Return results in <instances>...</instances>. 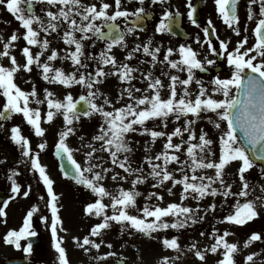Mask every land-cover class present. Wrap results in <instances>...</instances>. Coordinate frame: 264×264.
I'll return each instance as SVG.
<instances>
[{
	"label": "snow or ice",
	"instance_id": "6c2138e0",
	"mask_svg": "<svg viewBox=\"0 0 264 264\" xmlns=\"http://www.w3.org/2000/svg\"><path fill=\"white\" fill-rule=\"evenodd\" d=\"M164 3L165 0H150V3L146 0H0V7L19 24L9 35L0 33V97L3 98L0 120L8 121L20 115L34 135L41 138L34 151L20 124H13L9 130L10 140L21 151L22 159L17 163L30 165L29 171L38 174L47 196L46 200L44 196L39 199L45 200L44 207L50 213V216L40 214L39 206L34 204L22 225L5 234L4 242L22 250L26 259L33 254L30 238L37 235L33 227V217L37 214L50 230L56 264H72L65 236L60 234L67 232L60 215V195L54 190L55 181L48 166L41 161V153L48 146L44 139L47 129L42 122L51 124L57 117L62 118V127L57 133L55 154L68 161L61 164L63 175L90 191L92 198L83 211L98 218L86 235L73 236L72 240L94 264H106L109 258L127 264L123 253L113 250V242L106 238L114 224L120 226L121 235L131 236L134 231L152 236L169 229L185 230L208 214H215L218 207L225 214L217 217L216 223L237 226L254 221L264 210V183L259 184L260 194L256 195L257 186L250 184L247 175L257 162H264V0H246L243 29L238 11L241 0H214L223 24L240 37L230 48L231 38L221 39L216 35L219 43L218 47L214 46L210 37L217 33V28L209 18L202 28L203 41L196 35L195 42L216 59L188 43L173 47L156 40V33L176 34L172 29L179 10L164 8L154 34L141 40L143 24L153 11L151 6ZM36 4L41 5L39 14ZM186 7L188 20L200 27L193 0H187ZM249 22H254L251 44ZM128 36L138 42L130 45ZM20 40L25 42L22 46L18 45ZM53 40L61 41L63 48L53 47ZM98 41L103 42V47L96 51ZM34 47L39 50L34 52ZM117 48L125 52L123 59L115 54ZM17 49L22 62L14 54ZM221 57L229 66L230 75L216 74L207 82L197 77V70L209 72V66ZM57 60L70 62L71 70L55 66ZM157 66H160L159 75L155 71ZM34 67L49 85H61L65 89L80 86L83 93L74 98L71 91H66L61 98L45 87L41 98L31 81ZM21 72L29 74L26 82L31 83L30 90L17 83ZM180 73H186V77L182 78ZM110 77L120 85L114 97L101 90ZM137 83L144 86L138 87ZM193 84L195 91L190 87ZM45 104L46 111L42 113L40 105ZM96 117L99 122L93 133L81 134L82 127L77 125ZM205 119L218 131L216 140L205 128L197 130V121ZM169 121L174 123L171 130ZM3 128L4 124L0 123V129ZM76 135L80 148H73L68 142L69 137ZM133 135L148 139L141 143ZM158 140L163 141L161 149L154 151ZM138 148L142 149V156L137 162ZM81 149L85 150L83 164L75 158ZM4 162L0 160V164ZM234 162L238 163L235 179L227 171ZM8 171L11 191L28 197L32 186L29 184L22 190L16 179L19 169ZM259 174L264 177V165ZM109 179L116 184L114 190L106 187ZM149 181H152L151 190L145 195L138 189ZM122 182L130 187L125 188ZM178 187V199L165 203V194L177 195L174 190ZM141 196L145 200L142 207L137 199ZM209 197L211 201L202 205ZM230 199L235 201L231 205ZM9 200L3 201L0 216H6ZM189 200L195 201V206L186 203ZM209 235L213 242L203 247L196 240L182 246L178 235L164 236L163 248L176 255H163L156 264H177L187 253H192L201 264H208L209 253L218 255L215 264H253L260 255L253 251L238 261L237 253L241 249L237 242L228 239L233 232L213 226ZM253 242H264V231L251 232L244 248ZM102 246L108 250L101 252ZM120 247L124 248L125 244L121 243Z\"/></svg>",
	"mask_w": 264,
	"mask_h": 264
},
{
	"label": "rangeland",
	"instance_id": "374dc122",
	"mask_svg": "<svg viewBox=\"0 0 264 264\" xmlns=\"http://www.w3.org/2000/svg\"><path fill=\"white\" fill-rule=\"evenodd\" d=\"M146 3H150V0H146ZM175 0H165V3L163 5H153L151 6L153 9V12L155 14L154 19L149 23L148 28L145 29L143 32H140V38L141 40L146 39L147 36L153 35L154 34V28L156 23H158V18L162 15V10L164 8H171L173 9ZM37 6V12L39 14V8L41 5L36 4ZM39 7V8H38ZM47 7V6H44ZM239 11L242 16V19L246 21V0H241V4L239 5ZM12 15L11 14H6L3 10H0V18L3 19L4 23L5 21H10L11 23H5V24H0V33H3L5 35H9L14 29L19 28V26L14 27L13 26V21L11 19ZM122 20V19H121ZM13 26V27H12ZM22 32L23 29H20ZM156 40H170L172 39V36H170L168 33L164 34H155ZM129 44H133L135 41V38L133 36H128L127 37ZM19 42H24L23 40H20ZM18 42V43H19ZM25 43V42H24ZM165 46H168L171 44L173 47H178L177 42H163ZM21 46V44H20ZM52 46L57 47L58 49L63 48V44L61 41L58 40H53L52 41ZM103 47V42H97L96 45V51H99L100 48ZM38 47H34L33 51H38ZM115 54L118 56V58L123 59V56L125 55V52L119 48L114 49ZM197 51L203 52V49L199 47ZM14 54L18 56V59L23 61V57L20 55L18 49L14 50ZM62 54V52H61ZM46 58V57H45ZM144 58V57H141ZM43 59V58H42ZM5 64L8 63L7 60L3 61ZM136 61L133 60V64H135ZM55 66L57 67H64L66 70H71V65L70 62L68 61H60L57 60L54 62ZM39 70L34 67L33 73L31 74V81L34 82L37 86L38 91L41 93V98H43V89L45 87L49 88L50 90L54 91L58 96H61L62 94L66 93V91H71L73 93L74 98H77L80 94L83 93V89L80 88V86H73L70 89H65L61 85H49L47 82L43 81L38 75L37 72ZM156 74H160V66H157V69L155 70ZM182 78L186 77V73H180ZM197 77L202 78L207 81V76L201 75L198 70H197ZM29 80V74L21 72L19 74V77L17 79V83L20 84L22 88L25 90H30L31 88V83L26 82ZM165 83H167V79L165 78ZM119 83L116 79L114 78H109L104 85H102L101 90L108 94L110 97H114L117 94L118 88H119ZM138 87H143L144 85L137 83ZM193 91L196 89V85L193 84L190 86ZM166 95V92H165ZM222 98V97H220ZM102 102V101H101ZM33 107L37 106L35 104L32 105ZM119 106V105H117ZM42 113L46 111V104L45 105H40ZM213 119H215L214 114ZM15 118H22L20 115H15ZM99 122V117H96L92 120H85L83 122V125H77L78 128L82 127V133L81 134H92L93 130L98 126ZM42 126H44L47 129L46 136L44 139L48 141V146L46 149L43 150L42 154L44 156L41 157L42 163L46 164L49 169H51V174L55 176L58 174V169H57V163L51 156V151L53 148H55V143L57 140V133L62 127V118L57 117L55 121L51 124L42 122ZM152 124L151 122L149 123V127H151ZM197 130L200 127L205 128L207 131L210 132L212 138L214 140L217 139L218 137V131L215 130L208 121L205 120H200L197 121ZM174 127V123L172 121H169V130ZM31 129V127H30ZM34 134L33 132H30ZM186 138V136H185ZM36 140H40L39 137L35 136ZM134 140H140L141 143H143L144 140L148 139V137H140L138 135H133ZM69 144L73 148H80V141H79V135L69 137L68 140ZM163 141L158 140L157 143L153 146L154 151H159L161 149ZM218 143V141H217ZM37 150V149H36ZM216 149H214L215 151ZM84 149H81V151L75 153V158L77 159L78 162L84 163ZM142 156V149L137 150L136 154V160L137 162L140 160ZM238 168V163L234 162L228 169V173L232 174V178L235 179L234 172ZM259 169L260 167L256 165L250 172L247 174L248 179L250 184H254L257 186L256 189V195H259V184L264 183V177H262L259 174ZM117 171H122L117 169ZM209 174H211V170H209ZM64 182H67L68 184L66 185L64 183V190L63 193L60 195V204L62 205L61 210H60V215L63 219L64 222V228L67 229V232H61V235L65 236V247L67 248L68 254L71 258L72 264H94V262L90 259L88 254H85L82 250L78 249L75 246L74 241L72 240L73 236H80L82 237L83 235H86L89 231L90 226L93 223L98 222V218L94 216H88L84 213L83 208L87 202L90 201L91 193L88 189L83 188V186H77L68 180H65ZM229 182H232L231 180ZM123 183V182H122ZM152 181H149L148 184L140 185L139 186V191L144 193L145 195L147 194L148 191L151 190L150 185ZM123 186L125 188L130 187L129 183H123ZM106 187H108L110 190H114L116 187L115 182H112L110 179L106 182ZM238 188V185H236ZM177 195L174 196H168L165 194V203L171 200H176L178 199V192H179V187L174 190ZM138 206L142 207L143 204L145 203L144 197H138ZM9 200V199H8ZM12 200H9L8 205L5 207L7 210H5L6 216L3 218V223H0V227H3V232L7 230L8 227H13L15 228L16 225L18 224L14 219H13V203ZM217 200L219 201L220 198L217 197ZM211 201V197L206 198L204 201H202V205L206 206L209 202ZM107 202V199L106 201ZM152 203H156L155 200L151 201ZM235 201L234 199H230L228 201V204L231 205ZM39 207H40V214L44 215H49L50 213L48 210L44 207V204L42 202H38ZM186 203L189 205L195 206V201L189 200ZM110 212V210H109ZM203 214V213H202ZM225 214L219 207L216 211L215 214H208L203 221H200L198 224L193 225L185 230H175V229H169L160 233H153L152 236L146 237L142 233H136L133 231V234L131 236H128L127 234L121 235L120 233V226L114 224L113 227L108 230L106 233V238L107 240H110L114 244V249L118 253H123V256L127 260V264H156V261L162 257L163 255H169V256H175L176 253L173 252L170 249H165L162 246V239L164 236H168L169 238L173 235H178L180 238V243L182 246H185L189 243H191L193 240H196L199 242V246L203 247L205 244H210L213 241L210 238V232L213 226H217L219 224L216 223L217 217L222 216ZM264 216V210L261 211L260 217L262 218ZM210 217H213L210 221L208 219ZM215 219V220H214ZM208 222V229L204 230V225L205 223ZM35 229L40 233L41 237V245L38 247L36 250V254L38 255V260L41 263L45 262L46 259V250L49 247L48 243V238L51 237L50 230L42 223L40 222L38 215H35V221H34ZM227 229H229L231 232L234 233V235H231L228 237L230 242H237L241 251L237 253V260L240 261L243 256H246L250 252H261V249L256 245V244H251L247 248H244V242L249 236V230L253 229L251 226H246L244 228H238L233 225H226ZM221 231L225 229V227L222 225L220 226ZM203 232L205 235L200 236V233ZM121 243L125 244L124 248H121L120 245ZM52 244V243H51ZM50 244V245H51ZM40 248V249H39ZM50 249V248H49ZM13 247L6 244L4 242V237L0 236V261L4 256H8L12 254ZM105 247L102 246L101 252L107 251ZM51 256L56 260V255H55V250L51 246ZM35 254V257L37 255ZM93 254H95V251H93ZM48 256V254H47ZM218 255L211 254L209 253L207 256L208 264H215V260L218 259ZM117 258H109V260L106 262V264H117L116 261ZM264 261V253H260L258 257L255 258L253 264H256L257 261ZM177 264H201V262L194 257L192 253H187L186 255L181 256V259L177 261Z\"/></svg>",
	"mask_w": 264,
	"mask_h": 264
},
{
	"label": "flooded vegetation",
	"instance_id": "af4514ba",
	"mask_svg": "<svg viewBox=\"0 0 264 264\" xmlns=\"http://www.w3.org/2000/svg\"><path fill=\"white\" fill-rule=\"evenodd\" d=\"M186 3H187V0H175L174 6L172 9L173 11L179 10L180 12V15L176 17V20H177L176 26L179 30L180 37L172 36V39L170 40H158V41L177 42L178 44L188 43V44H191L193 48L197 50L200 47V45L195 42V37L196 35H200L201 40L203 41L202 28L207 25V21L209 18L212 19L213 24L217 28V33L210 37L213 41L214 46L218 47V43H219V41L216 40V35H219L221 39L231 38L232 44L230 45V48L234 46L236 40L240 39V37L235 36V34H233L227 28V26L223 24L221 18L219 17L218 13L215 10L214 0H193V3L197 9L196 18L200 24V27H196L188 20L187 18L188 9L186 7ZM34 7L37 8L36 5H34ZM0 10H3L6 14H10L6 10H4L2 7H0ZM257 10H258V6H257ZM238 11H239V8H238ZM239 14H240V11H239ZM154 16L155 14L153 12V18ZM11 19L13 21L14 27L19 26L18 22L13 18V16L11 17ZM245 22L246 21H244L241 16V28L242 29L244 27ZM0 24H5L3 19L1 18H0ZM252 27H254V22H249V32H248L249 44L254 42L252 35H251ZM20 44L22 46L24 42H19L18 45L20 46ZM204 55H208L209 58L216 59L210 53L205 52ZM201 74L207 76L208 77L207 81H208L216 74H219L222 77H226L230 75V69L226 63V60L223 57H221L220 59L216 61L214 65L209 66V72L201 73ZM2 103H3V98L0 97V107H2ZM0 123L4 124V128L0 129V160L5 161L3 164H0V190H2V194L5 196V198L0 200V207H4L3 205L4 200H8L9 197H14L12 200L13 219L18 223L14 229H18L22 225L23 218L26 215L27 211L31 208V206L34 204L40 206L38 202H42L43 204H45V200L47 199V196H46V189L44 188L42 182H40L37 179L38 174L34 175L33 172L29 171L30 165L17 163L18 160L22 159L21 151H20V148L10 140L9 130L13 124H20L23 133L29 136L32 142L34 151H36V145L40 142L41 138L40 140H36L35 135L30 133L32 132V130L30 129L31 126L27 125L26 122L22 120V118H15V115L12 117V119L8 121L0 120ZM42 156L44 155L41 153V157ZM14 167L18 168L20 171V175L16 179L22 185V190H26L27 185L29 184L32 186V190L28 197H24L22 192L21 194L17 195L11 191V181L7 179V176L9 175L8 170ZM48 170H49L51 177L55 181L54 190L59 195H61L64 190V183L66 185L68 184L67 182H64V181L68 179L63 177L61 173L59 172V170H58V174H56L55 176L51 174V169L48 168ZM40 196H44L45 200H40L39 199ZM5 210H7V208H5ZM35 215L36 214H34V217H33V227L34 228H35V225H34ZM4 217L5 216H0V223H3ZM210 218H213V217H210ZM222 225L225 228H227L226 225H231V224H227V223L219 224L216 227L220 228V226ZM233 226H236L240 229L246 226H251V228L253 229L249 230L248 232L249 235L253 231H264V216H262V218L259 216L254 221L248 222L247 224L243 226H237V225H233ZM8 228H13V227H8ZM2 233H3V227H0V236ZM23 243H26V242L22 241V244ZM48 243H49V247L46 250V262L44 264H56V260L51 256V252H52L51 245H50L52 243L51 237L48 238ZM253 244H256L261 249L260 253H264V242H253ZM12 247H13V250H12L13 252L11 256L25 257V254L22 252V250H17L14 248V246ZM35 254H36V248L35 246H33V254L31 255V257L27 258L29 264H40L36 260ZM0 264H2V260L0 261ZM256 264H261V261L260 260L257 261Z\"/></svg>",
	"mask_w": 264,
	"mask_h": 264
},
{
	"label": "water",
	"instance_id": "95a60500",
	"mask_svg": "<svg viewBox=\"0 0 264 264\" xmlns=\"http://www.w3.org/2000/svg\"><path fill=\"white\" fill-rule=\"evenodd\" d=\"M149 19H150V16L148 17V20H149ZM143 27H144V28L146 27V21L144 22ZM172 31L176 33L175 35H177V30H176L175 25H173V29H172ZM170 33H171V32H170ZM82 104H83V102H82ZM82 104H81V106H78V107H82ZM53 156L57 159V161H58V163H59L60 170H61V164H67V163H68L66 157H65L64 160H61L60 157L56 156V154H55V150L53 151ZM257 164H259V165L262 166V165H264V162H257ZM67 170H68L70 173H71V171H72L71 168H69V169H67ZM61 171H62V170H61ZM62 173H63V172H62ZM30 239H31L32 243H36V241H37V238H35V237H31ZM117 263L120 264V261H118ZM3 264H27V263H26V261H24L23 259L7 258V259H5V260L3 261Z\"/></svg>",
	"mask_w": 264,
	"mask_h": 264
}]
</instances>
